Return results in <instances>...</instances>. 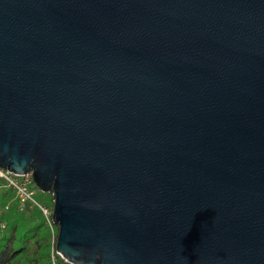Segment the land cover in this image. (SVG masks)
Instances as JSON below:
<instances>
[{
    "label": "water",
    "instance_id": "obj_1",
    "mask_svg": "<svg viewBox=\"0 0 264 264\" xmlns=\"http://www.w3.org/2000/svg\"><path fill=\"white\" fill-rule=\"evenodd\" d=\"M0 166L71 264H264V0H0Z\"/></svg>",
    "mask_w": 264,
    "mask_h": 264
},
{
    "label": "trees",
    "instance_id": "obj_2",
    "mask_svg": "<svg viewBox=\"0 0 264 264\" xmlns=\"http://www.w3.org/2000/svg\"><path fill=\"white\" fill-rule=\"evenodd\" d=\"M0 189V264H52L53 235L42 211L29 203L22 207L14 189ZM40 202L53 209V197ZM56 256L57 264H71Z\"/></svg>",
    "mask_w": 264,
    "mask_h": 264
},
{
    "label": "built area",
    "instance_id": "obj_3",
    "mask_svg": "<svg viewBox=\"0 0 264 264\" xmlns=\"http://www.w3.org/2000/svg\"><path fill=\"white\" fill-rule=\"evenodd\" d=\"M35 182L31 172L19 175L15 174L7 169L0 166V186L4 189L12 188L16 191L17 197L20 200L21 206L29 203L31 206L35 205L39 207L45 216L46 223L51 229L53 235V247L51 251L52 264H57V254H61L57 251L55 243H57L55 223L52 218L53 209L47 205L42 204L36 198ZM4 226V225H3ZM5 227V226H4ZM55 242V243H54ZM62 257V256H61Z\"/></svg>",
    "mask_w": 264,
    "mask_h": 264
},
{
    "label": "rangeland",
    "instance_id": "obj_4",
    "mask_svg": "<svg viewBox=\"0 0 264 264\" xmlns=\"http://www.w3.org/2000/svg\"><path fill=\"white\" fill-rule=\"evenodd\" d=\"M36 191V198L42 202H46L48 201L51 197H53V195L49 192H44L41 189H37L35 188ZM0 194H1V189H0Z\"/></svg>",
    "mask_w": 264,
    "mask_h": 264
}]
</instances>
